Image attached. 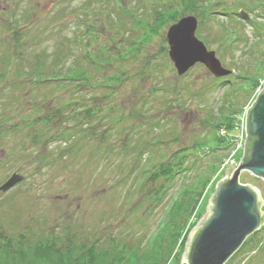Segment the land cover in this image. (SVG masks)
Masks as SVG:
<instances>
[{
    "label": "rangeland",
    "instance_id": "374dc122",
    "mask_svg": "<svg viewBox=\"0 0 264 264\" xmlns=\"http://www.w3.org/2000/svg\"><path fill=\"white\" fill-rule=\"evenodd\" d=\"M173 2L0 0V73L4 72V64L11 57L7 67L9 81L5 85L10 86L11 81L14 82L12 85H17L1 90V127L9 123L11 128L17 122L26 125L21 133L18 132L23 124L15 129L17 135L10 132L4 137L0 134V186L15 172L25 176V180L15 188L0 193V219L7 233L45 237L52 231L62 235L69 228L73 236L74 224L86 228L89 241H93L99 232L98 235L104 237L102 244L113 234L119 237L131 233L134 239L151 234L162 221L164 207L169 200L158 209H152L146 202L143 212L148 207L150 210L142 217V209L137 214L128 210L135 206L136 201L126 198L124 191L118 190L115 185L128 168L140 163V159L128 164L122 159L113 160L105 155L104 161L95 157L99 154L95 152L98 146L108 148L111 143L118 145L126 140L127 134L121 126L114 131L110 128L114 121L133 115L134 134L145 131L144 121L157 123L170 114L169 110H174L169 102L171 89L175 90V104L181 106L180 110L172 112L178 118L180 131L176 141L179 142L166 147L160 145L159 153L154 156L157 163V157L163 151L190 146L199 139H212V120L215 121L231 105L241 111L250 102L252 84L244 80V75H256L260 82L264 79V0H212L210 11L215 13L211 17H203V22L196 14H185L161 29L158 13L170 12L168 10L175 5ZM230 11L236 14L228 16ZM240 11L245 12L247 18L242 17ZM188 16L196 17L199 22L198 38L209 50L216 52L226 69L233 72V75L223 79L229 80V85L217 86L213 76L201 65L185 77H178L168 57L166 35L169 27ZM84 56L88 57L84 59ZM92 57L96 60H100L99 57L109 59L104 64L110 66L108 74L124 72L115 93L111 94L103 83L95 84L89 75L87 87L75 88L73 84V97L66 81L55 83L49 80L44 85H34L31 77L24 75L25 72L41 71L44 78H48L54 71L62 74L70 68L76 71L86 68L92 72L99 65L96 62L92 69ZM56 60L59 66L53 65ZM18 72L21 77L14 81L13 75ZM71 99L76 101L77 110L66 106ZM89 107H93L96 116L83 122L78 117V121L73 123V114ZM38 115L49 118L55 115L51 124L41 125L47 133L56 132L59 128L74 129L77 124L78 131L73 141L82 139L79 143L89 145V150H75L63 159L69 154L65 151L73 145L72 142L48 146L46 142L44 145L33 142L29 137L30 124L25 122ZM239 125L237 118L236 127ZM151 130L149 137L162 131ZM237 134L238 131L234 135ZM166 138L165 142L173 140L169 135ZM227 152L228 149L221 155ZM209 156L210 162L216 156L220 157L215 153ZM242 157L243 150L236 157L238 163ZM145 159L143 165L146 164ZM251 177L242 173L241 184L258 186L264 200V181L259 179L255 183ZM223 178L220 174L212 177L214 181L195 214V222L199 218L195 226L208 212L209 197L214 194L217 182ZM181 184L185 183L179 182L173 187L169 199ZM263 238L264 228L256 240ZM170 264H181V258ZM229 264H257L255 252L244 248Z\"/></svg>",
    "mask_w": 264,
    "mask_h": 264
},
{
    "label": "trees",
    "instance_id": "16d2710c",
    "mask_svg": "<svg viewBox=\"0 0 264 264\" xmlns=\"http://www.w3.org/2000/svg\"><path fill=\"white\" fill-rule=\"evenodd\" d=\"M174 2L175 5H172L171 9L168 10L170 12L163 14V11H160L158 13L160 16L158 26L161 29H163V26L177 21L179 16L185 14H196L202 18L203 22V17H211L215 13V11H210L212 0H174ZM234 12H228V16H234L236 14ZM224 13L227 14L226 9ZM203 25L204 23L201 24V27ZM154 33L156 34V32ZM136 46L138 45L136 44ZM102 52L105 51L103 50ZM87 57L84 56V59ZM92 58L94 59V57ZM99 58L101 63L100 60H91L92 69L96 65V62L99 63L97 68L92 72H88L86 68L80 69V71L70 68L62 74L54 71L50 73L48 78H44V74L41 71L32 74L25 72L24 75L30 76V81H33L34 85H44L46 84L44 82L49 80L55 81V83L66 81L71 87L72 97L73 84L76 86L75 88L80 87L83 89L85 86L87 87L88 82H90L87 78L89 75L95 84L103 83L105 84L104 87L108 88L111 94L113 92L115 93L125 74L124 72L108 74L110 66H104V64L109 59L104 57ZM10 59L11 57L4 64L6 66L5 70L7 69L6 73L5 70L0 73V93L1 90H5L8 87L17 86L12 85L14 83L13 81L10 82V86L5 85L6 81H9V69L7 67ZM53 65L59 66V61L56 60ZM244 76L246 77L244 79L245 81H251V89H254L258 85L259 80L255 77L256 75L253 77ZM13 77L14 81L16 79L19 80L21 73L18 72ZM214 80L219 87L223 85L227 86L229 83L227 80ZM171 92L172 97L169 104L173 106L174 110L171 112L169 110V115L159 119L157 123L151 124L144 121L146 130H140L138 134H134L136 126L131 123L133 115L125 116V119L121 117L115 120L114 125L110 128L114 131L115 128L121 126L127 134L126 140L118 145L111 143L108 148L98 146V150L96 149L95 151L99 153L95 157L101 161H104V155L107 156L106 158L113 160L116 158L122 159L123 162L128 164L133 160L138 161L140 159V163L132 165L130 169L128 168L115 185L118 190L122 189L124 191L126 198L136 201L135 206L128 209L129 211H134L135 214L146 205V202H149V206L152 209H158L169 200L164 207L163 218L158 227L151 234L144 235L141 238L137 237L138 239L132 238L133 234L131 233L122 234L119 237L113 234L102 244L101 239L104 237L103 235L99 236V232L93 241H89L85 233L86 228L74 224L73 236L69 228H66L62 235L56 233L57 231H52L49 236L45 237H36L34 235L28 237L24 234L10 235L6 232L0 219V264H170L173 260H180L185 249L187 236L199 220V218H196L195 222V214L202 203L207 189L213 181L212 177L215 176L221 161L227 157L230 150L231 138L228 136H220L219 131L222 129L230 134L236 133V117L242 110L238 111L234 108V105H231L227 111H222L215 121L212 120V126H210L214 132L212 139L209 138L205 141L199 139L194 141L190 146H181L175 150L169 149L163 151L157 157L156 163L154 156L159 153L160 145L164 144V147H166L167 145H172L173 142H179V140L176 141L179 139L177 134L180 131L178 118L176 119L173 113L180 110L181 106L179 107L175 104V90L171 89ZM168 94L171 93L168 92ZM75 104L76 101L73 102V99H71L66 106L69 109L75 107L74 110H77L78 105ZM94 116H96V113L93 107L85 108L79 114H73V123L78 121V117H81V122H83L84 120L88 121L94 118ZM52 117L38 115L33 119L26 120L25 123L30 124L29 137L32 138L33 142L38 143V145H44V142H46V146L54 143L68 144V142H72L73 145L69 146L65 151L69 154L67 157H63V159L68 158L75 150L80 152L89 150V145L83 144L82 142L79 143L82 139H74L76 141H73L78 131L77 124H75L74 129L72 127L70 130L59 128L56 129V132L47 133L43 131L41 125L43 123L51 124L52 119L56 118L55 115ZM21 124L23 123L17 122L9 128V123L1 127L0 122L1 136H8L10 132L14 135L21 133L26 126L25 124ZM18 126H20V130L17 133L15 129ZM168 126L170 128L167 130ZM150 128L154 131L157 129L162 131L149 137L152 131ZM144 134L145 137L142 138ZM168 135L172 136L173 140L165 142L167 140L166 136ZM102 141L105 143V139H102ZM227 149V154L222 156L221 152ZM211 153L219 154V159L216 156L210 162L211 157L209 155ZM144 157H146L144 161L146 164L143 165ZM58 158L61 159L59 155ZM53 160H56V158H53ZM131 179L132 183H130ZM251 179L255 183L259 181V179L254 177H251ZM179 182L185 184H181V187L178 186L175 194L169 199V192ZM127 186L130 187L128 188ZM149 210V207L144 212L142 209V217L146 216ZM257 235H259V232H255L250 236L234 257L244 248H248L255 252L257 264H264V238L262 240H256Z\"/></svg>",
    "mask_w": 264,
    "mask_h": 264
},
{
    "label": "water",
    "instance_id": "95a60500",
    "mask_svg": "<svg viewBox=\"0 0 264 264\" xmlns=\"http://www.w3.org/2000/svg\"><path fill=\"white\" fill-rule=\"evenodd\" d=\"M198 26L197 18L188 16L167 31L168 56L177 75L183 77L200 64L215 78L228 77L232 72L197 37ZM245 132L243 160L216 184L208 212L188 236L181 264H226L247 238L264 226L261 192L240 183L243 172L264 181V89L246 112ZM23 180V176L14 174L0 191L7 192Z\"/></svg>",
    "mask_w": 264,
    "mask_h": 264
}]
</instances>
